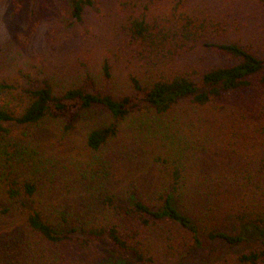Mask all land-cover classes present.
Segmentation results:
<instances>
[{"label": "rangeland", "instance_id": "obj_1", "mask_svg": "<svg viewBox=\"0 0 264 264\" xmlns=\"http://www.w3.org/2000/svg\"><path fill=\"white\" fill-rule=\"evenodd\" d=\"M69 16V0H0V84L7 86L0 89L1 106L19 111L27 102L25 87L43 80L63 90L90 79L96 88L120 93L128 90L130 76L144 80L234 62L204 46L206 41H233L264 57V0H93L81 21L71 22ZM134 16L154 31L189 30L192 39L170 64L152 69L145 43L129 32ZM108 124L117 126L116 135L98 150L89 149L88 131ZM3 125L9 128L7 152H25L32 166L15 169L17 156L0 159L5 178L0 182V264H239L241 252L264 249V242L254 238L237 244L217 238L207 247L169 246L136 260L104 238L85 246L46 242L26 223V209L35 203L66 216L70 224L102 218L107 207L101 203V183L120 202L153 196L165 182V167L155 159L171 155L181 159L189 182L216 184L206 193L212 201L198 200L221 210L213 198L223 195L220 184L241 186L248 174L264 170V85L227 92L203 108L184 100L164 115L140 104L119 121L98 105L77 116ZM24 181L35 185L33 196H24ZM10 182L21 187L20 195L9 196ZM241 188L247 200L264 206V196L254 199ZM243 205L239 209L247 212ZM229 211L230 230L241 231Z\"/></svg>", "mask_w": 264, "mask_h": 264}, {"label": "trees", "instance_id": "obj_2", "mask_svg": "<svg viewBox=\"0 0 264 264\" xmlns=\"http://www.w3.org/2000/svg\"><path fill=\"white\" fill-rule=\"evenodd\" d=\"M92 5L93 0H69V20L81 21L85 9ZM128 29L133 37L145 43L152 69L170 64L182 49L183 43L192 39L189 38V30L154 31L143 17L137 16L130 18ZM203 45L231 57L234 62L213 66L203 72L178 69L168 74L156 73L144 80L130 76L128 90L120 93L105 87L96 88L90 79L63 90H56L47 80L27 85L24 89L27 102L19 111L0 105V159L12 161L17 156L15 169L27 167L31 161L30 155L24 157L25 152H19L23 155L21 157L17 150L16 154L7 152L11 146L7 141L9 128L3 123L38 124L44 118L77 116L98 105L119 121L125 119L140 104L148 106L156 114L164 115L184 100L192 107L203 108L227 92L253 84L264 85V57L233 41H206ZM104 71L106 75L110 74L106 63ZM4 87L7 88L0 84V89ZM182 111L179 108L176 114L181 115ZM117 129L114 124L90 129L86 135L87 147L93 151L98 150L116 135ZM155 160L165 167V182L157 190V194L130 198L125 203L123 199L120 202L118 196L101 183V203L107 207L102 218L92 216L82 223L70 224L66 216L53 215L39 203H35L26 209L28 227L50 243L70 242L85 246L104 238L136 260H148L169 246L207 247L217 238L230 244L251 238L264 242V206L255 205L241 192L242 186L249 190L254 199L258 197L260 200L264 196L263 169H256L253 177L248 174L241 186L235 185L236 183L220 184L219 187L223 185V195L213 197L220 202V210L218 207L214 208L211 202L206 204L198 200V197H203L212 201L207 198L206 193L210 194L215 189V183H209L205 179L202 185L189 182L181 159L176 155L157 157ZM4 179L0 177V182ZM8 185L9 196L20 195L21 187H13L12 182ZM21 185L24 196L31 197L35 194V185L31 181H24ZM240 203L244 204L243 208L248 209L247 212L239 209ZM227 210H230L232 224L240 226L241 231L230 230L232 225L227 222ZM220 218L224 220H219ZM237 260L239 264H264V249L245 250L238 255Z\"/></svg>", "mask_w": 264, "mask_h": 264}]
</instances>
